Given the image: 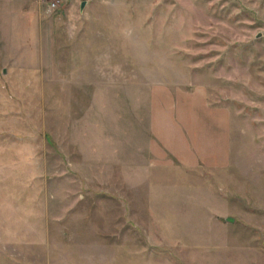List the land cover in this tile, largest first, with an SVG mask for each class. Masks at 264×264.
<instances>
[{"label":"rangeland","instance_id":"374dc122","mask_svg":"<svg viewBox=\"0 0 264 264\" xmlns=\"http://www.w3.org/2000/svg\"><path fill=\"white\" fill-rule=\"evenodd\" d=\"M186 96L224 156L151 154ZM0 264H264V0H0Z\"/></svg>","mask_w":264,"mask_h":264},{"label":"crops","instance_id":"0c3cea01","mask_svg":"<svg viewBox=\"0 0 264 264\" xmlns=\"http://www.w3.org/2000/svg\"><path fill=\"white\" fill-rule=\"evenodd\" d=\"M156 100L151 98L148 115L152 137L148 147L152 155L161 154L159 145L183 165H193L197 160L206 164L207 159L225 155L227 139L216 129L213 136L207 134V113L203 108L199 110L190 96L182 97L176 105H169L172 101L168 97L163 101L167 107L158 106ZM207 151H211L210 154H206Z\"/></svg>","mask_w":264,"mask_h":264},{"label":"water","instance_id":"95a60500","mask_svg":"<svg viewBox=\"0 0 264 264\" xmlns=\"http://www.w3.org/2000/svg\"><path fill=\"white\" fill-rule=\"evenodd\" d=\"M84 4L81 5V9L83 8Z\"/></svg>","mask_w":264,"mask_h":264}]
</instances>
